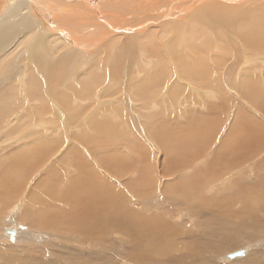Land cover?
I'll return each instance as SVG.
<instances>
[{
    "label": "rangeland",
    "instance_id": "obj_1",
    "mask_svg": "<svg viewBox=\"0 0 264 264\" xmlns=\"http://www.w3.org/2000/svg\"><path fill=\"white\" fill-rule=\"evenodd\" d=\"M3 1L5 2V0ZM127 1L121 0V4L119 5V7L121 5L129 4V3H131L130 6H134L136 5V3L144 4L146 2V0H141V1L139 0L141 3H139L137 0H127ZM133 1L135 2V4ZM152 1L153 0H151V2ZM159 1H161V3ZM180 1L179 0H156V1L154 0L153 3L157 5L175 3L174 6L178 7L177 4ZM258 1L260 2L259 3L260 5L259 4L253 5V7L248 5L249 6L248 10H250V14L253 11L252 16L256 15L258 17L257 21L250 19L249 12H247L248 13L247 14L241 11L240 9H239V12H240L239 15L237 14L238 11H236L235 13H231L230 16H232V18L228 20L220 19L217 17L215 18L209 11L217 7L218 8L223 7L224 6L223 3H225L226 1L221 2L223 5L219 1L218 3L214 1V3L204 6L205 8L203 7H202L203 9L200 8L201 11L205 13V16H203V18L205 17V20L202 21L203 23L202 22L199 23V26L202 25L201 28H204L205 30L202 29L204 30L202 31L201 28L197 26L198 23H195V26L192 25L193 28L191 29L186 28L185 30H183L185 33L183 31H180L179 30L180 28L177 29L176 30L177 33L179 30L180 32H182V34H184L182 35L183 42H184V45L181 46L182 49H180L178 46L179 37L177 36L176 32L174 33V30L173 31L171 29L161 30L159 32L158 31L159 29L157 28L153 29V27L152 29H150V31L155 30V32H152L150 36L146 37L147 40L149 37V40L151 39L150 41H147L145 39L144 36H146V33H143V35H140L137 37L135 36L130 37L131 40L127 38L129 40L126 39V42H123V39H122L123 37L122 38L119 37L120 39H118V41L119 40L120 42L122 41L123 45L121 43L118 46L119 48L118 51L115 45L112 47V46H107L106 45L107 43L102 44L98 48V51L95 52L97 57L96 55L92 56L91 57L92 62L88 61V63L90 64L91 63L94 64V62L97 63L95 65L97 68V69L95 68L96 69L95 72L97 75L98 74L99 75L97 76L94 73L96 75L95 80L96 78H98L97 79L98 82L100 81L99 78H103V80L101 79L102 80L101 83H98L93 79L96 82L95 85L89 83L88 85L90 86L88 87L87 85H82L80 83V81L78 80V75L72 74L70 76H66L65 74L66 71L63 66L58 67L55 70V72H51L52 74L51 73L46 74V72L43 71L42 67L37 65L34 61H33L34 63L32 64L28 63L25 60H21V61L15 62L14 64H10V63H13V61H11L9 64L12 67L13 66L16 67L17 63H19V65L24 64L25 67H27L28 72L29 70L33 72L34 77L38 80V83L36 84L40 88L41 94L43 96V97H40L41 94L35 93L32 90L34 88H36L37 90L38 88L32 87L29 84L30 82L26 79V77L28 78V73L26 74L24 79H22L21 75L17 74V75H13L12 77L13 79H15L14 82L11 80H8L9 83L7 82L8 83L7 85L12 86V83H13L12 87L13 88L15 87L14 88L15 94L18 95L14 98L17 101V105L19 106L18 107L19 109H17L16 112H14L13 114H18L17 116H20L21 115L20 112L21 113L23 112L22 103H25L24 101L25 99L20 98V95L22 97L26 96V98L29 99V103H30V108H29L30 112H27L26 116L24 115V117H20V118L17 117L18 119L17 123L21 124L25 122L23 125L27 123L31 125H35V120H36V122L38 123V124L36 123L37 125H39V123H41L43 126L45 123H46L45 125H47V129H45L46 126H44L43 128L41 126V127H38L37 129L32 128L31 131H28V128L30 127V125L27 124L26 126H23L24 129L22 128L23 129V131L21 130L22 133L23 132L25 133L28 131L27 132L28 135L27 136L24 135L22 138L23 140L22 139L20 140H22V142L24 141L27 142V141L32 140L33 141L32 143L38 144L39 142L44 140L42 139V137L50 138V140L51 139L53 140V141L51 140V142H53L55 145V143H57L60 140L58 136H61L62 141L64 143L58 149H57V146L50 147L47 145V148H49L48 151L51 150V152L53 151L54 153L53 152L51 153L50 158L43 165H40L39 163L43 161L45 162L44 157H46V154L43 156L39 155L37 159L29 158L28 156H23L24 158H26V160L23 161V165H22L23 170L17 167L11 168V166L7 170V167L9 166L8 162L10 161L8 160L10 159L8 155L11 156L16 151L17 148L25 145L26 142L22 143L21 146L20 144H18V146H15L14 144H12V147L11 145H7V146H4L5 148L0 150V155L2 156L4 160V161L2 160L3 162L0 160V179L7 180L5 181V184L3 185L2 190H0V195L3 194L4 197L7 198V200L2 201L4 205L0 206V217L2 216L4 212H5V215L7 214L8 216V213L10 212V210H14L17 208H18L17 210H19V214H16L15 218H12L11 221H9L8 223L3 222L8 217L7 218L4 217L5 219L2 217L0 218V221H2V223L0 222V224H2L0 225V236L3 234L5 235L4 237L5 240L3 242L13 244L15 242L13 240L20 238L21 236L19 235L20 230L21 232L27 231L28 233L24 236L26 238L29 236L28 238L30 239L29 240L25 238H23L24 240L20 239L22 242L21 241L20 243L15 242L13 245L15 244L25 245L26 248H27V245L28 246L30 245L29 248L36 247L35 250H37L38 253L40 251V253L43 254V256H45V260L42 259V261H45V262L52 259V260H55L53 261L54 263L61 264L62 262L61 260H67L66 257H63V256H62L63 258L62 259L61 256L55 255V257L58 258V259H55V257L48 255V253H50V250L45 249L46 245H44V243H46L47 240H48L47 242L55 243L57 240L54 241V239H51L50 237H46L44 235L46 234V232L50 233L49 231L44 230V229L42 230V227L34 226V221L36 219L35 212L37 210L38 211L41 210V208H48L49 206L54 207L55 214H58L59 212L76 214L79 212V208H77V206H78V203H82V201L81 199H79L78 195L74 194L73 190H76V189H74L73 187H75L74 184H76L75 177L85 172V169H84L85 164L83 165V163H81L84 160L89 166H91L92 172L95 174V176L96 177L98 176L96 179V183L99 184L98 185L99 187L101 186L100 188L103 190V193L105 190V193L103 196L104 201L101 198L102 200H99L98 202H96V206L94 208H91L90 206L95 205V203L94 201L90 200L91 202L90 206H89V202L87 203V205L89 206L88 208L96 210L98 215L103 214L102 216H100L101 217L100 220H102L101 221L102 226L99 227L100 237H102L103 239H106L104 240V242L106 241L105 244L108 245L110 243V245L115 247V249L121 250V247L123 245H124L123 248L127 246H128L127 248H129V245H130V243H128L130 241L129 237L122 238V236L119 235V233L115 234V231H112L114 222L111 219L113 215L118 214L117 210L120 209L119 204H121V202L127 205V206L122 207V209H126L129 206L130 208L133 209L132 211L135 214L142 213L141 215H143L145 218L147 216L148 217L146 218L147 220H150V218L153 217L155 213L159 214V215L158 214L155 215L158 217H156V220L154 222H151L147 228L151 233L153 232L152 233L153 239H155V237H157L156 239H160L164 237L163 239H160V240L162 244L163 243L167 244V250L171 251V253H169V255L171 254L170 256L171 261L175 254L177 256L176 258L183 257L184 255L186 258L187 257L190 258L193 256H198L197 258H203L205 255L207 256V255L217 254L216 252L212 250L208 251V249L210 248L208 247L207 244H205L206 246L199 245L198 241L205 242V239L210 240L213 238L214 240L213 249L220 250V248L222 249L232 248V249L223 251L222 254L225 256L229 253H232L233 251H237L238 248L244 249L246 248L245 246L248 247L251 241H254V240L257 241V240H260L261 238H264V233L263 234L260 233V231H264V144L262 146V143H261V142L264 143V59H262L261 61V59L258 58L261 55L264 56L263 55L264 49L261 50V52L258 51L257 53V51L254 52L255 48L253 46H250L253 48V51L248 46V50H250L249 52L251 53L247 52L248 50L246 51L247 46L245 44V41L243 40L241 35L238 33V29H237L240 23L242 22L245 23V22L250 21V22H253L255 26L252 32V37H257L261 33V30L259 28L263 27V25L261 24L264 23V18H261V17H264V0H258ZM4 2H3V5H4ZM199 7L196 8V10L199 9ZM100 8L102 12L104 13L105 18L107 19H110L111 17L115 20H117L118 18H119L118 20H120L122 17H124V15H126V10L121 11V12H116L118 9V6L116 7L117 8L116 10H113L115 11L114 13H112L113 11L108 10L103 4H100ZM161 8H164V7H161ZM1 9H3V6ZM156 10L157 9L154 8L153 10H150V12L146 11L147 12L146 15L148 16L150 14L159 15L162 11H164L160 9L157 11ZM242 10L244 9L242 8ZM193 11L195 10H192L188 13V17L191 16L189 14L193 13ZM0 12H1L0 13L1 15L3 10H0ZM242 12L243 14H245V16L246 15L248 16L244 17V15H242ZM96 19L98 18L96 17ZM232 19L234 22L232 21ZM97 21L99 22V20H95V22ZM82 22L84 23V27H80L82 28L80 29L81 32L80 30L76 31V29H74V31L76 32L78 37H80L81 39L83 37L85 39L86 44L83 46L85 47V49H87V51H90V46H92L93 44L91 40L94 39L92 37H98L99 35L98 33L102 29L101 28L97 29L96 27H91V25L90 26L87 25L86 20H83ZM107 22L109 21L107 20ZM195 22L197 21L195 20ZM0 26H1V23H0ZM149 26L150 25H148L147 27ZM197 28H199L201 32L197 30ZM70 30L72 29L70 28ZM0 31H1V28H0ZM67 32H69V30ZM224 32L228 38L226 37V35L223 34ZM172 33L173 35H171ZM21 34L25 36V39L22 42L23 45H21L19 41L17 40L18 35H16L14 38H11L8 36V44H7L8 49L6 51L0 52V54L2 55V54H6L10 52L12 58L15 57L16 53L20 50V48H23V46L27 44L28 38L32 36V34L30 35L29 33H27V29H25ZM179 35L181 34L179 33ZM151 36H154V37L150 38ZM206 36H208L207 37L208 41L206 40ZM212 36L214 39L212 38ZM202 38L205 39V41ZM220 39H222L225 44ZM197 40L200 42H198ZM118 41H117V44H119ZM219 42L221 43V45ZM239 44H240V49H239ZM142 45L144 48L142 47ZM186 45H187V48H186ZM44 47H45V44H44ZM110 47L113 50L115 49L117 52L115 60L114 58H112L114 57L113 55L114 53L111 54L112 49ZM241 47H243V49L245 48L244 51H246V54L245 52H243ZM150 48L153 51H151ZM183 48H186V49H183ZM61 50H60L61 53H63L65 49L62 48ZM109 50L111 52H109ZM44 51L46 52L45 49ZM60 51H57L56 54L57 55L61 54ZM190 51L198 54L196 55L197 58H195V62L194 63L192 62L193 65L190 62L188 63L185 62L184 64L182 61L178 62V60H176L181 56V54L185 57L189 55V58H191L192 55H190ZM99 52L100 54H98ZM144 53L145 55H143ZM200 53L201 55H199ZM252 53H255V54H252ZM47 55L49 57L48 53ZM140 55L141 57H139ZM247 55L250 61L247 60L248 58L245 59V56L247 57ZM156 56H158L159 60L156 58ZM262 56L261 58H264ZM87 58L88 57H86L85 59ZM50 59H52V57H50ZM107 59H108L107 61L108 63L106 62L107 63L106 64L104 61H106ZM251 59H254V60L257 59V60L256 62L251 63L253 61ZM109 60H110V63H109ZM245 61H248V62H245ZM100 62L102 64L104 63L106 64V66H100L101 72L99 70V67H97L99 66ZM81 64L82 65H79V67L75 69L76 72L77 73L82 72V71L88 72L87 67H90V66L84 62ZM195 68L197 69L194 70ZM190 70L193 72H191ZM195 71L196 72L198 71V72L195 73ZM182 72H187L190 76L192 75V73L196 74L194 77L197 80H192L193 76H191V79L184 78L182 76L183 74ZM216 72H218L217 75H216ZM165 73H167V75H165ZM53 75L56 76L55 80L50 79L52 77L54 78ZM165 76L168 78L165 79ZM22 80H23L22 86L20 87L19 85ZM201 81L203 82L201 83ZM155 82L156 84L158 83L156 87H154L156 85ZM132 83H135V84L142 83L141 91L143 93H146V92L149 93V96L147 99L149 101L151 99V103H149L147 99L146 101L144 99L142 100V97H140L141 99H137L138 96L143 95L144 97L145 94H143L140 90L132 92L131 90H135V89H132L131 87ZM188 84H190L191 87L193 88H191L190 85L188 87ZM202 84H205V85L203 86ZM206 85L207 87H205ZM159 86L162 88H159ZM26 87H27V91H26ZM152 88H153V91H152ZM205 88L211 91V94H209V96H206L203 94V89ZM197 89L199 90V92H197ZM21 91L24 92L26 95L22 94ZM155 91L157 92V94ZM154 92L156 95H154ZM81 93L83 95H81ZM133 93L137 94L135 95L137 96L135 97L136 100H134ZM64 94L67 96H65ZM62 95L65 96V99H64V96L62 98ZM159 95L161 96L160 98H159ZM17 99L19 100L22 99V100L19 101ZM110 99H114L113 102L116 103L117 105L116 104L114 105L113 102H105V100H110ZM116 99L118 100L116 101ZM52 100L56 105H54ZM99 100L102 102H100ZM21 101L23 102L21 103ZM70 103H73L71 106L74 105V107L70 106L69 108ZM152 103H154L155 105L154 104L152 105ZM76 105L78 109H76L77 108ZM121 105H122V109L120 108ZM118 106L120 107L118 108ZM56 107L59 113L58 115H56V117H54L56 113ZM73 108H74V111H70L71 109L73 110ZM66 111L68 113L70 112V116L68 113H66ZM13 114H9L5 117L6 120H4L5 122L3 121V123L1 124L0 129L6 128L5 126L7 125L9 126L8 127L9 132L13 131L15 125L13 126V128L12 126L10 128L11 124L8 125L10 122L8 120H10ZM65 114H68V115H65ZM25 117L28 119H26ZM65 117H68V118H65ZM123 119L125 121H128V125H126L127 122H124ZM56 120H57V123L55 122ZM58 122L60 124L62 123V125H60ZM52 123L56 127L52 126ZM57 125L58 126L60 125L61 127H58ZM80 126L81 127L83 126V127L81 128ZM101 126H103V128ZM52 127L54 128L53 132L52 130H48ZM74 127H76L77 129H75ZM112 128L113 129L115 128L116 130H113ZM128 129L130 130L128 131ZM35 130H38V131H35ZM72 130L76 132L74 133ZM90 131L93 133H90ZM126 131L129 133H127ZM256 131L260 135H257ZM77 132L80 134L76 135ZM254 132L256 133L257 139L255 137L249 143L254 144V146L258 145L254 147V148H257V150L256 151L254 150V152L251 153L250 150L247 149L246 151H244L245 152L244 153L245 155L243 156L245 157L244 160H243V157H241L237 161L236 160L229 161V156L232 157L231 155H229L230 153H237V152L243 153L242 150H237L235 148L236 144L239 143L243 137L248 136L249 134H253ZM106 133L111 134V135L109 136ZM115 133L118 134L119 136L118 138ZM49 134L52 137H50ZM73 134H75L76 136ZM80 135L81 137H79ZM84 135H85V138L83 137ZM64 136H66L65 137L66 139L64 138ZM111 136L113 137V139H111ZM53 137H55L56 140L53 139ZM72 137H76L74 138V141ZM77 138L79 139V141H77ZM94 138H98V139L96 140ZM1 139L3 140L4 138L1 137L0 140ZM6 139H4L3 141H5ZM83 139H85L86 142ZM88 140H90V142H93V141L95 142L91 144ZM79 143L80 144L82 143V144L80 145ZM259 145L261 146L259 147ZM10 147L13 149V150L11 149L13 153L11 152ZM78 147L79 149L75 150V148H78ZM86 147L89 149V152H87L88 149ZM89 147H91L92 150ZM68 148L69 150L72 151V153H70L69 151L68 154L70 155L66 154L65 158L68 161L64 160V163H62L63 166H60L61 162H60V165L58 164L59 159L61 155H63V153L67 152ZM93 149L94 150L98 149V151L100 152L93 151ZM7 150L9 151L7 152ZM77 150H80L81 153L83 152L82 153L83 155H80V153L77 154L76 153L78 152ZM260 150L261 152H259ZM3 152L8 153V154H4ZM58 152L59 153L61 152V153L59 154ZM94 153L95 154L97 153V157L100 160V164L97 163L96 158L94 159L92 157L94 156L93 155ZM152 153L154 154L155 157L153 156ZM73 154H74V157H72ZM75 155L77 156L75 157ZM4 156H6L8 159ZM78 157H80L83 160H81L80 158L78 159ZM78 160H79V163H78ZM159 161H160V164H159ZM65 163L69 165L78 164L81 167L80 169L76 168L77 174L74 175V173H72L73 174L72 175L70 173L75 169L71 167L72 170L71 168H69L70 169L68 170L69 172L64 171L63 167ZM5 165H7V167ZM46 165H49V166H46ZM5 168H6V171L4 170ZM82 170L84 171L82 172ZM63 172L64 174L65 173L66 174L64 175ZM108 173H111L112 175H109ZM6 174L9 176H7ZM151 176H152V179H151ZM6 177H8L9 179ZM10 177H12L11 180H10ZM16 179L18 181H16ZM187 179L190 181H193L194 183V184L193 183L190 184V186L193 187V194L195 195L194 200L191 198L190 195L188 196L184 195L187 192L188 188H186L183 192H180L177 189L178 185H180V183L183 180H187ZM124 181L128 182L129 188L133 184L132 185L133 189L136 188L134 189V191H136L140 187H143L144 185L148 186V188L144 190L145 196H143V194L141 196L139 195L137 196L136 194H133L131 192H130L131 194L130 193L128 194L130 196H128L126 194L127 190H125L126 188L123 184ZM100 182H103V183H100ZM44 183H47V185ZM106 183H107V186L109 187L106 186ZM109 183L111 184V186L109 185ZM203 184H206L207 192L204 193L203 191L204 194H201L199 193L197 187H203L204 186ZM78 188H80L81 192L85 193L86 188L84 184L83 186H78ZM109 188L118 192L117 193L118 196L115 197L116 199L113 200L112 193L111 194L108 193L110 192ZM119 192H121L120 193L121 196L119 195ZM170 192L173 194H176L175 196L177 197V200L182 204L181 208H178V206L176 207V205L173 206L171 203H167L168 201L167 197H170L169 196V194H171ZM29 193L30 194L32 193L31 196ZM52 193L54 194V198L52 197L53 196ZM106 194H109V195H106ZM61 196L67 199V200L60 201L61 203L64 202L65 204L64 203L63 204L66 206H63V205L59 206L58 204L59 201L57 200L61 199L62 198ZM107 196H110L109 198L110 200L108 199ZM83 199H86V198L83 197L82 200ZM114 201L117 203H115ZM145 201L146 203L149 204V206L148 204L145 203ZM106 203L110 204V206L108 204L106 205ZM116 204L118 206H116ZM11 205L12 206L14 205V206L12 207ZM101 205L102 206L104 205V206L102 207ZM58 206L60 208H58ZM169 206H171V208ZM190 206L192 209L190 208ZM202 206L204 207L207 206V209H209V211L206 208H203ZM201 208L203 211H205L204 216L201 213L203 212ZM43 212L46 213L47 211L46 210L44 211L43 209ZM48 213L49 212H47L46 214ZM207 214L211 216L213 215L216 216L218 218V222H215V223L210 222L211 216L208 217ZM230 214L231 215L233 214V215L231 216ZM75 217H78V216H75ZM105 220L109 226L103 224V221ZM202 223H203V226H202ZM6 224L7 225L9 224V225L7 226ZM136 224L140 226H136L135 228H141L142 226L141 224H138V223ZM15 226L17 229L19 228L21 229L17 230ZM127 226L129 229H133L130 227V224H128ZM2 227L4 228L6 227L7 230L6 229L4 230V228ZM165 227H167L170 230V232ZM61 228L65 229V227H61ZM249 233L252 234L253 236L252 238L254 239L249 240V238L247 237ZM169 235L172 238H169L168 237ZM143 240L147 241L145 238ZM232 240H235L236 243H230ZM237 243H239V245ZM108 246H105V248L109 249ZM187 246H189L188 249H187ZM39 247L41 250H39ZM142 247H143V244H142ZM136 248H138V246H136ZM261 248L262 249H260V247L256 249L254 247V251L256 255H260V252H264L263 247ZM192 250L194 251V253ZM252 250L253 248H251L249 251L252 252ZM102 251L103 250H101V252ZM144 251L145 250H142V252ZM249 251L247 250L245 252V255H243V258L244 256L248 255ZM148 252L150 255H154L153 253H155L154 251L150 249ZM189 254H190V257L188 256ZM222 254H219V256ZM112 255L115 257L114 254ZM133 257L139 264H147L146 258H143L142 255H136V256L133 255ZM141 258L143 260H141ZM240 259H242V257L237 258V259L236 257L230 258L229 260H225L222 262H224L223 264H227L229 262L235 263L237 260H240ZM136 261H134L133 259L128 260L127 264H137ZM216 261L218 262V264H222L221 260H216ZM160 263L161 264H171L165 260H162ZM148 264H155V261L150 262ZM185 264H187V262H185ZM193 264H198V263H193Z\"/></svg>",
    "mask_w": 264,
    "mask_h": 264
},
{
    "label": "bare ground",
    "instance_id": "obj_2",
    "mask_svg": "<svg viewBox=\"0 0 264 264\" xmlns=\"http://www.w3.org/2000/svg\"><path fill=\"white\" fill-rule=\"evenodd\" d=\"M127 1V0H126ZM139 3H141L139 0H137ZM154 1V0H153ZM153 1L151 2V0H146V2L144 4H137L134 5V6H130L131 3L129 4H124V5H121L119 7V5L121 4V0H5V2L3 0L0 1V10H3L2 14L0 15V23H1V31H0V52L2 51H6L8 48H7V44H8V36L11 37V38H14L16 35H18L17 37V40L19 41V43L21 45H23V40L25 39V36H23L21 33L27 29V33H29L30 35L32 34V36L30 38H28V41H27V44L23 46V48H20V50L16 53L15 57L12 58L10 52L9 53H6V54H0V74L2 72V74L0 75V128H1V124L3 123L4 120H6V116L9 115V114H13L14 112H16L17 109H19L18 105H17V101L15 100L14 97L18 96L15 94V91H14V88L12 87L13 86V83H12V86H9L7 85L9 82L8 80H11V81H15V79H13V75H21L22 76V79L25 78L26 74L28 73V78L26 77V79L30 82H28L32 87H37L38 89L36 90V88L32 89L35 93H38V94H41V90L40 88L37 86L36 83H38V80L34 77L33 75V72L29 70V72L27 71V67H25L24 64H20L17 63V66L16 67H12L10 64H14L15 62H18V61H21V60H25L27 61L28 63L32 64V63H36L37 65H39L40 67H42L43 71L46 72V74H49L51 72H55V70L58 68V67H61L63 66L65 68V74L66 76H70L72 74H76L78 75V80L80 81V83L82 85H88L89 83L90 84H93L95 85L98 78H96L95 80V77H96V72L95 70L97 69L96 68V64L94 62L93 63H88L89 62H92L91 60V57L96 55V51H98V48L102 45V44H106L107 46H114L116 47L117 51H118V46L122 43V41L120 42V40L118 41V39H120L119 37H123V42H126V39L132 36H140V35H143V33H146V36L145 39L147 40V36H150V34L152 32H155V30H151L152 27L153 29L157 28L159 29L158 31L160 32L161 30H174V33L176 32L177 29H179L180 31H183L185 30L186 28H193V26H195V23H198V27H202V25L199 26V23H201L203 20H205V17L203 18V16H205V13L203 11H201V9L205 8L204 6L208 5V4H211V3H214L215 0H179L180 2H178L177 6H174L173 3H169V4H160L161 1H159L158 3L160 5H157V4H154ZM156 1V0H155ZM3 2H4V5H3ZM128 2V1H127ZM134 2V1H133ZM173 2V1H172ZM218 3V1H216ZM221 3V1H219ZM227 2V0H226ZM223 3L224 6L221 7V8H214L213 10H210L209 12L216 18H220V19H225V20H228L230 18H232L231 13H235L236 11L237 14L239 15V9L241 11H243L244 13H247L249 12V15H250V19H253L254 21H257L258 17L255 15V16H252V12L250 14V10H248L249 6H252L253 5H258L260 2L258 0H230L228 1V3ZM163 3V2H162ZM232 3V4H230ZM242 3V4H241ZM100 4H103L108 10H116L117 6H118V9L116 12H121V11H125L126 12H129L131 15H128V17H126L125 20L127 21H124V20H121L119 22L118 19L115 20L113 18L110 17V19H113L115 20L116 22L113 23V22H107V18H105L104 16V13L102 12L101 8H100ZM135 4V2H134ZM199 4H202L201 7H199V9H195V11H193V13L189 14L191 15L190 17H188V14H187V9H194L197 5ZM222 4V3H221ZM222 4V5H223ZM6 5V7H5ZM221 5V6H222ZM226 5V6H225ZM228 5V6H227ZM260 5V4H259ZM2 6H4L3 9ZM248 6V7H247ZM161 7H164V8H161ZM171 8V9H175V10H169L167 11V13H164V11H162L158 16L156 14H150L149 16L146 15V11H149L150 10H153L154 8L157 9V10H165V9H168ZM203 7V8H202ZM251 7V9H252ZM258 7V6H256ZM255 7V8H256ZM179 8H183L184 10L183 11H179ZM201 8V9H200ZM242 8L244 10H242ZM254 8V10H255ZM178 9V10H177ZM246 9V11H245ZM156 10V11H157ZM155 11V13H156ZM230 11V12H228ZM115 11H113L112 13H114ZM242 12V15H244V17H247L248 15L245 16V14H243ZM1 13V12H0ZM108 13V12H107ZM152 13V12H151ZM263 13V12H261ZM248 14V13H247ZM170 16L169 19L167 20H158L162 17H167V16ZM187 15V16H186ZM258 15V14H257ZM252 16V18H251ZM261 16V14H260ZM96 17L98 19H96ZM188 17V18H186ZM238 17V16H237ZM146 18L150 19V18H158L156 20H151V22H156V21H159V23H156V24H153V25H150L149 27H144L147 23L145 22L144 24L141 23V21L145 20ZM261 18H264V17H261ZM17 19V20H15ZM83 20H86L87 21V25H91V27H96L97 29L101 28L102 30H100V32L98 33V37H92L94 39L91 40V42H93L92 46H90V51H87V49H85V47L83 45L86 44V41L85 39L82 37V39L80 37L77 36L76 32L74 31V29L77 30H80L82 28L80 27H84V23L82 22ZM95 20H99V22H95ZM195 20L197 22H195ZM233 21V19H232ZM236 21V20H235ZM252 21V20H251ZM234 22V21H233ZM136 23H140V25L136 28ZM203 23V22H202ZM111 24V25H109ZM149 24V23H148ZM193 25V26H192ZM204 25V24H203ZM261 25H263V27L259 28L261 30V33L257 36V37H252V32L255 28L253 22H245V23H240L239 26L237 27L238 29V33L241 35V37L243 38V40L245 41V44L247 46V49L246 51L248 50V46L249 48L253 51V48L250 47V46H253L255 48L254 52L257 51H260L264 49V23H262ZM192 26V27H191ZM196 26V27H197ZM211 27V26H209ZM70 28L72 30H70ZM147 28V29H145ZM87 29V28H85ZM145 29V30H144ZM204 29V28H201V30ZM69 30V32H67ZM178 30V33H177V36L179 37V48H181V46L184 45V42H183V36L184 34H182V32H180ZM197 30H199V28H197ZM205 30V29H204ZM202 30V31H204ZM211 30V29H210ZM200 31V30H199ZM81 32V30H80ZM110 32V33H109ZM163 32V31H162ZM184 32V31H183ZM201 32V31H200ZM208 32V31H207ZM210 32V31H209ZM169 33V32H168ZM167 33V34H168ZM179 33L181 35H179ZM185 33V32H184ZM212 33V32H211ZM215 33V32H213ZM7 34V35H6ZM192 34V33H190ZM210 34V33H209ZM222 34V33H221ZM224 35L225 32L223 33ZM231 34V33H230ZM80 35V34H79ZM161 35V33H160ZM170 35V34H169ZM173 35V33L171 34ZM195 35V34H194ZM208 35V33H207ZM213 35V34H212ZM216 35V34H215ZM214 35V36H215ZM204 36V35H203ZM218 36V35H217ZM23 37V38H22ZM142 37V36H141ZM154 36H151L150 38H153ZM167 37V36H166ZM191 37V36H190ZM207 37L206 36V40H207ZM227 37V35H226ZM195 38V37H194ZM204 38V37H203ZM202 38V39H203ZM211 38V37H210ZM209 38V39H210ZM213 38V36H212ZM228 38V37H227ZM127 39V40H129ZM170 39V37H169ZM167 39V40H169ZM214 39V38H213ZM233 39V38H231ZM87 40V39H86ZM131 40V39H130ZM151 40V39H150ZM149 40V37H148V40L147 41H150ZM205 41V39H203ZM222 40V39H220ZM227 40V39H226ZM55 41V42H54ZM117 41L119 44H117ZM133 41V40H132ZM137 41V40H136ZM178 41V40H177ZM198 41V40H197ZM208 41V40H207ZM225 41V40H224ZM25 42V41H24ZM200 42V41H198ZM223 42V40H222ZM231 42V41H230ZM220 43V42H219ZM218 43V44H219ZM224 43V42H223ZM222 43V45H223ZM238 43V42H237ZM44 44H45V47H44ZM225 44V43H224ZM244 44V45H245ZM123 45V43H122ZM221 45V43H220ZM227 45V44H226ZM230 45V44H229ZM234 45V44H233ZM138 46V45H137ZM196 46V45H195ZM243 46V45H242ZM21 47V46H20ZM126 47V46H125ZM129 47V46H128ZM143 47V45H142ZM221 47V46H219ZM225 47V45H224ZM231 47V46H230ZM46 50V52L44 51V49ZM65 49L63 53H61V49ZM111 48V47H110ZM144 48V47H143ZM152 48V47H151ZM150 48L151 51H153L152 49ZM186 48H187V45H186ZM186 48H183V49H186ZM223 48V47H221ZM233 48V46H232ZM243 52H245L246 54V51H244L243 47H241ZM108 49V48H107ZM112 49V48H111ZM139 49V48H138ZM197 49V48H196ZM219 49V48H218ZM227 49V48H226ZM239 49H240V44H239ZM61 50V51H60ZM101 50V49H100ZM99 50V51H100ZM127 50V49H126ZM133 50V49H132ZM157 50V49H156ZM211 50V49H210ZM220 50V49H219ZM218 50V51H219ZM225 50V49H224ZM233 50V49H232ZM231 50V51H232ZM238 50V48H237ZM57 51H60L61 54L57 55ZM150 51V52H151ZM217 51V52H218ZM230 51V52H231ZM250 50H248L247 52H249ZM109 52H111L109 50ZM155 52V51H154ZM153 52V53H154ZM201 52V51H200ZM222 52V51H221ZM228 52V51H227ZM242 52V51H241ZM264 52V51H263ZM47 53L49 54V57L47 55ZM93 53V54H92ZM114 53V60L116 58V50L112 49V52L111 54ZM141 53V52H140ZM152 53V52H151ZM199 53V52H198ZM251 53V52H249ZM248 53V54H249ZM91 54V55H90ZM100 54V52L98 53ZM252 54H255V53H252ZM263 54V53H262ZM124 55V54H123ZM145 55V53L143 54ZM190 55L191 58H189V55H187L186 57L183 56L181 54V56L176 59L178 60V62L182 61L184 64L185 62H190L192 65L193 63L195 62V58H197L196 53L194 52H191L190 51ZM201 55V53L199 54ZM242 55V54H241ZM244 55V53H243ZM261 55V54H260ZM259 55V56H260ZM264 55V54H263ZM100 56V55H98ZM112 56V55H111ZM161 56V55H160ZM170 56V55H168ZM252 56V55H251ZM262 56V55H261ZM260 58L261 61L262 59L264 58ZM50 57H52V59H50ZM86 57H88L87 59H85ZM97 57V55H96ZM141 57V55L139 56ZM144 57V56H143ZM234 57V56H233ZM264 57V56H262ZM12 58V59H10ZM94 58V57H93ZM156 58L159 60L158 56H156ZM248 58L247 60H249V57L247 55V57L245 56V59ZM255 58V56H254ZM54 59V60H53ZM96 59V58H95ZM161 59V58H160ZM243 59V58H242ZM190 60V61H189ZM253 60L251 63L253 62H256V60L254 59H251ZM11 61H13V63H10ZM34 61V62H33ZM55 61V62H53ZM99 61V60H98ZM104 61V60H103ZM108 61V59L106 61H104L105 63ZM112 61V60H111ZM171 61V60H170ZM244 61V60H243ZM250 61V60H249ZM260 61V60H259ZM87 63L90 67H87L88 68V72H76L75 69H77L79 67V65H82L81 63ZM113 62V61H112ZM193 62V63H192ZM197 62V61H196ZM245 62H248V61H245ZM244 62V63H245ZM10 63V64H9ZM102 64L101 62L99 63V70H100V66H106V64ZM109 63H110V60H109ZM261 63V62H260ZM5 64V65H4ZM8 64V65H7ZM126 64V63H125ZM27 65V64H26ZM96 68V69H95ZM104 68V67H103ZM174 68V67H173ZM209 68V67H208ZM212 68V67H211ZM258 68V67H257ZM260 68V67H259ZM80 69V68H79ZM188 69V68H187ZM186 69V70H187ZM197 68H195L194 70H196ZM63 70V69H62ZM157 70V69H156ZM204 70V69H203ZM227 70V69H226ZM258 70V69H257ZM42 71V72H43ZM124 71V70H123ZM188 71V70H187ZM191 71V70H190ZM189 71V73H190ZM43 72V73H44ZM101 72V70H100ZM167 72V71H166ZM193 72V71H191ZM198 72V71H197ZM195 71V73H197ZM96 75H95V74ZM158 73V72H157ZM182 76L184 78H188V79H191V76L192 77V80H197L195 79V75L194 73H192V75L190 76L187 72H182ZM218 72H216V75H217ZM225 73V72H224ZM52 74V73H51ZM55 74V73H54ZM64 74V75H65ZM159 74V73H158ZM169 74V73H168ZM194 74V75H193ZM212 74V73H211ZM56 75V74H55ZM99 75V74H98ZM97 75V76H98ZM156 75V74H155ZM165 75H167V73H165ZM199 75V73H198ZM54 76V75H53ZM159 76V75H158ZM171 76V75H170ZM15 77V76H14ZM39 77V76H38ZM50 77V76H49ZM55 77L54 78H50V79H53L55 80ZM164 77V76H162ZM161 77V78H162ZM197 77V76H196ZM203 77V76H202ZM154 78V77H153ZM168 78L165 76V79ZM200 78V77H199ZM96 81H94V80ZM100 81L98 83H101V81L103 80V78H99ZM102 79V80H101ZM163 79V78H162ZM201 79V78H200ZM199 79V80H200ZM52 80V81H53ZM155 80V79H154ZM203 80V79H202ZM63 81V80H62ZM93 81V82H91ZM105 81V80H104ZM159 81V80H157ZM208 81V80H207ZM222 81V80H221ZM225 81V80H224ZM8 82V83H7ZM17 82V81H16ZM22 82L23 80L20 82V87L22 86ZM66 82V81H65ZM119 82V81H118ZM179 82V80H178ZM187 82V81H186ZM203 81H201L202 83ZM153 83V82H152ZM181 83V82H180ZM188 83V82H187ZM17 84V83H16ZM138 83H132L131 87L132 89H135V90H131L132 92L134 91H138V90H142V83L138 84ZM156 84V82H155ZM158 84V83H157ZM157 84L154 86L156 87ZM176 84V83H175ZM224 84V83H223ZM63 85V84H62ZM182 85V84H181ZM190 84H188V87H189ZM203 86L205 84H202ZM9 86V87H8ZM98 86V85H97ZM163 86V85H162ZM176 86V85H175ZM184 86V85H183ZM186 86V85H185ZM19 87V88H20ZM29 87V86H28ZM65 87V85H64ZM109 87V86H108ZM164 87V86H163ZM191 87V85H190ZM207 87V85L205 86ZM222 87V86H221ZM225 87V85H224ZM86 88V87H85ZM93 88V86H92ZM100 88V87H99ZM113 88V87H112ZM159 88H162L159 86ZM193 88V87H191ZM131 89V88H130ZM181 89V88H180ZM225 89V88H224ZM182 90V89H181ZM17 91V90H16ZM26 91H27V87H26ZM111 91V90H110ZM145 91V90H144ZM152 91H153V88H152ZM151 91V93H152ZM196 91V90H194ZM213 91V90H212ZM231 91V90H230ZM22 92V91H21ZM65 92V91H64ZM142 92V91H141ZM156 92V91H155ZM154 92V95L155 94ZM197 92H199V90L197 89ZM143 93V92H142ZM163 93V91H162ZM225 93V92H224ZM22 94H25L24 92H22ZM145 94V96L143 97V95L141 96H138L137 99H141L140 97H142V100L144 99L146 101V99L148 98L149 96V93H143ZM203 94L206 95V96H209V94H211V91L209 89H203ZM254 94V93H253ZM26 95V94H25ZM24 95V96H25ZM44 95V94H43ZM65 95V94H64ZM62 95V98L63 96ZM72 95V94H71ZM69 95V96H71ZM81 95H83L81 93ZM85 95V94H84ZM134 95V96H133ZM133 97H134V100H136L135 93H133ZM214 95V93H213ZM45 96V95H44ZM67 96V95H65ZM65 96H64V99H65ZM79 96V95H78ZM152 96V95H151ZM40 97H43L42 94L40 95ZM73 97V96H72ZM161 96L159 95V98ZM20 98H23L25 99V103H22L23 101H21L22 105H23V112L21 113L20 111V116H17L18 114H13V116L10 118V121L8 125H10V128L12 126L15 125L14 129L12 132H9L8 130V127L9 126H5L6 128H3V129H0V138H4L6 139L7 137V141H3L2 139L0 140V150H2L3 148H5L4 146H7V145H11L12 147V144H14L15 146H18V144H21L22 143H25L26 141L22 142V138L24 135H28V131H31L32 128L34 129H37L38 127H41L42 128L44 126L45 129H47V125L44 124V126L39 123V125H37L38 123L36 122L35 120V125H31V124H27L30 125V127L28 128V131L27 132H23V129L24 127L23 126H26L27 124L23 125L25 122L23 123H17L18 122V119L17 117H24V115L26 116V113L27 112H30V103H29V99L25 97H22L20 95ZM153 98V97H152ZM80 99V98H79ZM200 99V98H199ZM19 100V99H17ZM22 100V99H20ZM19 100V101H20ZM62 100V99H61ZM85 100V99H84ZM114 99H110V100H105V102H113ZM118 99H116L117 101ZM148 100V99H147ZM65 101V100H64ZM63 101V102H64ZM88 101V100H87ZM86 101V102H87ZM100 101V100H99ZM149 101V100H148ZM147 101V102H148ZM155 101V100H154ZM259 101V100H258ZM53 102V100H52ZM59 102V101H58ZM79 102V101H78ZM81 102V101H80ZM102 102V101H100ZM120 102V101H119ZM33 103V102H31ZM51 103V102H50ZM54 103V102H53ZM69 103V102H67ZM114 103V102H113ZM131 103V102H130ZM135 103V102H134ZM149 103H151V99L149 101ZM148 103V104H149ZM20 104V103H19ZM66 104V103H65ZM73 103H70L69 104V108L70 106L72 105ZM109 104V103H108ZM107 104V105H108ZM116 103H114L115 105ZM144 104V103H143ZM147 104V103H146ZM154 103H152L153 105ZM54 105H56L54 103ZM113 105V106H114ZM117 105V104H116ZM145 105V104H144ZM155 105V104H154ZM109 106V105H108ZM149 106V105H148ZM180 106V105H179ZM68 107V106H66ZM71 107H74L71 106ZM77 107V105H76ZM86 107V106H85ZM120 106H118L119 108ZM122 109V105L120 107ZM22 109V108H21ZM35 109V108H34ZM78 109V107L76 108ZM155 110V109H154ZM61 111V110H60ZM70 111H74V108L73 110L71 109ZM94 112V111H93ZM18 113V111H17ZM35 113V112H34ZM59 111L56 107V113H55V116L58 115ZM66 113H68L66 111ZM31 114V113H30ZM33 114V112H32ZM50 114V113H49ZM53 114V113H52ZM69 116H70V112L68 113ZM68 114H65V115H68ZM39 115V114H38ZM37 115V116H38ZM61 115V113H60ZM85 115V114H84ZM47 116V114H46ZM53 116V115H52ZM50 117V116H49ZM138 117V116H136ZM142 117V116H141ZM26 118V117H25ZM36 118V117H35ZM34 118V119H35ZM38 118V117H37ZM48 118V117H47ZM65 118H68V117H65ZM72 118V117H70ZM126 118V117H125ZM23 119V118H22ZM28 119V118H26ZM30 119V117H29ZM32 119V117H31ZM46 119V118H45ZM54 119V118H53ZM56 119V118H55ZM84 119V118H83ZM94 119V118H93ZM121 119V118H120ZM144 119V118H143ZM42 120V119H41ZM52 120V119H50ZM49 120V121H50ZM67 120V119H66ZM122 120V119H121ZM124 120V119H123ZM31 121V120H30ZM33 121V120H32ZM38 121V120H37ZM63 121V120H61ZM65 121V120H64ZM94 121V120H93ZM5 122V121H4ZM47 122V121H46ZM57 123V120L55 121ZM68 122V121H67ZM84 122V121H83ZM89 122V121H88ZM124 122H127L126 125H128V121H125ZM37 123V124H36ZM44 123V122H43ZM59 123V122H58ZM66 123V122H65ZM71 123V122H69ZM87 123V122H86ZM60 124V123H59ZM80 124V123H79ZM84 124V123H83ZM117 124V123H116ZM125 124V123H124ZM62 125V123L60 124ZM58 126V127H61V126ZM70 125V124H68ZM87 125V124H86ZM85 125V126H86ZM51 126V125H49ZM52 126H55L53 125L52 123ZM116 126V125H115ZM124 126V125H123ZM56 127V126H55ZM57 127V128H58ZM70 127V126H69ZM72 127V126H71ZM77 127V126H76ZM76 127H74L75 129H77ZM81 127V126H80ZM83 127V126H82ZM81 127V128H82ZM94 127V126H93ZM103 128V126H101ZM132 127V126H131ZM23 128V129H22ZM53 128V127H52ZM48 129V130H54V128L52 129ZM66 128V127H65ZM91 128V127H90ZM89 128V129H90ZM99 128V127H98ZM101 128V129H102ZM56 129V128H55ZM61 129V128H60ZM84 129V128H83ZM87 129V128H86ZM92 129V128H91ZM90 129V130H91ZM94 129V128H93ZM113 129V128H112ZM22 130V131H21ZM40 130V129H39ZM63 130V129H62ZM100 130V129H99ZM105 130V129H104ZM107 130V129H106ZM113 130H116L115 128ZM112 130V131H113ZM118 130V129H117ZM126 130V129H125ZM130 129H128L129 131ZM35 131H38V130H35ZM47 131V130H45ZM57 131V130H55ZM74 133L76 131L72 130ZM79 131V130H78ZM85 131V130H84ZM34 132V131H33ZM59 132V131H58ZM64 132V131H63ZM62 132V133H63ZM107 132V131H105ZM127 132V131H126ZM257 132V131H256ZM69 133V132H68ZM90 133H93L90 131ZM95 133V131H94ZM97 133V132H96ZM129 133V132H127ZM10 136H8V135ZM57 134V133H56ZM80 133H76V135H78ZM107 134V133H106ZM116 134V133H115ZM47 135V134H45ZM53 135V134H52ZM75 135V134H73ZM72 135V136H73ZM75 135V136H76ZM107 135H111V134H107ZM117 135V138L119 137L118 134ZM115 135V136H116ZM124 135V134H123ZM126 135V134H125ZM257 135H260L258 134L257 132ZM25 136V137H26ZM50 137H52L50 134H49ZM58 136V135H57ZM98 136V135H97ZM113 136V134H112ZM111 136V139H113V137ZM129 136V134H128ZM39 137V136H37ZM42 137V136H41ZM40 137V138H41ZM45 137V136H44ZM59 137V143H54L51 142L50 138H43L44 140H42L41 142H39L38 144H34L32 143L33 141L30 140V141H27L25 145L19 147L16 149V151L13 153L12 152V148L10 147V150L12 155L8 157L10 159L9 162H8V167L7 165H5L7 167V170L8 168H14V167H17L19 169H22L23 170V161L26 160V158H24L23 156H28L29 158H35L37 159L38 156L40 155H45L46 154V157H44L45 159V162H40L39 164L40 165H43L44 163H46V161L50 158L51 156V150L48 151L49 148H47V145L50 146V147H53V146H57V149L59 147H61V145L64 143L62 141V138L61 136H58ZM66 136H64L65 138ZM81 137V135L79 136ZM85 138V135L83 136ZM82 137V138H83ZM88 137V136H87ZM107 137V136H106ZM153 137V136H152ZM256 137V133L254 132L253 134H249L248 136H245L241 139V141L239 143L236 144L235 148L237 150H242L243 153L241 152H237V153H230L229 155H231L232 157L229 156V161H232V160H238L239 158L243 157L245 154L244 151H246L247 149L250 150L251 153L254 152V150L256 151L257 148H254L255 146H258V145H255L254 144H250L249 142L254 139ZM259 137V136H258ZM63 138V139H64ZM73 138V141H74V138L76 137H72ZM90 138V137H89ZM87 138V139H89ZM22 139V140H20ZM49 139V141H48ZM53 139H55V137H53ZM66 139V138H65ZM81 139V138H80ZM94 139H98V138H94ZM93 139V140H94ZM106 139V138H105ZM115 139V138H114ZM257 139V137H256ZM255 139V140H256ZM35 140V139H34ZM37 140V139H36ZM56 140V139H55ZM71 140V138H70ZM85 141V139H83ZM82 140V142H83ZM152 140V139H151ZM254 140V142H255ZM39 141V140H38ZM53 141V140H52ZM77 141H79V139L77 138ZM90 142V140H88ZM116 141V140H115ZM118 141V140H117ZM30 142V143H28ZM69 142V140H68ZM81 142V140H80ZM86 142V141H85ZM95 142V141H93ZM93 142H90L91 144H93ZM28 143V144H27ZM53 143V144H52ZM74 143V142H73ZM76 143V141H75ZM153 143V142H152ZM262 143V146H263V142ZM80 144V143H79ZM78 144V145H79ZM82 144V143H81ZM80 144V145H81ZM84 144V143H83ZM68 145V144H67ZM70 145V144H69ZM95 145V144H94ZM156 145V144H155ZM38 146V147H37ZM74 146V145H73ZM72 146V147H73ZM76 146V145H75ZM93 146V145H92ZM261 145H259L260 147ZM81 147V146H80ZM84 147V146H83ZM63 148V147H62ZM87 148V147H86ZM85 148V149H86ZM91 148V147H89ZM95 148V147H94ZM148 148V147H147ZM74 149V148H73ZM76 149H79L78 148H75ZM88 149V148H87ZM150 149V148H149ZM201 149V148H200ZM260 149V148H259ZM92 150V148H91ZM100 150V149H99ZM9 150H7L8 152ZM65 151V150H63ZM70 151V153H72L71 150H69V148L67 149V152L63 153V155H61L60 159H59V162L58 164L60 165V162H61V165L60 166H63L62 163H64V160H66L65 156L66 154H68ZM78 152H76L77 154L80 153V155H83L81 153L80 150H77ZM80 151V152H79ZM93 151H98V149H93ZM103 151V150H102ZM50 152V153H49ZM87 152H89V149L87 150ZM100 152V151H98ZM105 152V151H104ZM249 152V153H250ZM261 152V150L259 151ZM4 153V152H3ZM54 153V152H53ZM59 153V152H58ZM61 153V152H60ZM59 153V154H60ZM75 153V154H76ZM160 153V152H159ZM250 153V154H251ZM4 154H8V153H4ZM153 154V153H152ZM70 155V154H68ZM67 155V156H68ZM86 155V153H85ZM94 156H92L94 159L96 158L97 159V163L100 164V160L98 159L97 157V153L93 154ZM258 155V154H257ZM262 155V154H261ZM59 156V155H58ZM77 155H75L76 157ZM90 156V155H89ZM154 156V154H153ZM250 156V155H249ZM74 157V154L73 156ZM91 157V156H90ZM91 157V158H92ZM155 157V156H154ZM56 158V157H55ZM80 157H78L79 159ZM195 158V157H194ZM247 158V157H246ZM259 158V157H258ZM68 159V158H67ZM70 159V158H69ZM75 159V158H74ZM73 159V160H74ZM81 159V158H80ZM88 159V158H87ZM245 159V157H243V160ZM250 159V158H249ZM262 159V158H261ZM0 160L2 161L3 158L2 156L0 155ZM15 160V161H14ZM33 160V159H31ZM56 160V159H55ZM71 160V159H70ZM83 160V159H81ZM80 160V161H81ZM113 160V159H112ZM152 160V159H151ZM4 161V160H3ZM2 161V162H3ZM36 161V160H35ZM53 161V160H52ZM51 161V162H52ZM68 161V160H66ZM65 161V162H66ZM198 161V160H197ZM1 162V163H2ZM6 162V161H5ZM50 162V160H49ZM48 162V163H49ZM76 162V161H75ZM91 162V161H90ZM95 162V161H94ZM67 163V162H66ZM64 164V171H68L70 170L69 168H73L75 170H73L70 174L74 173L77 174L76 172V168H79L80 169V165L76 164V165H73V164ZM78 163H79V160H78ZM83 165L85 164L84 166V169H85V172H83L84 170H82V174L78 175L75 177V180H76V184L75 187H73L74 189L77 190V193L76 190H73L74 194L78 195L79 196V199H81L82 203H78V206L77 208H79V212L74 214V213H64V212H59L58 214H55L54 213V207L52 206H49L48 208H41V210H37L35 212V216H36V219L34 221V226H38V227H42V230H47L49 231L50 233H47L44 234L46 237H50L51 239H54V241H56L55 243L53 242H47L44 243V245H46V248L45 249H48L50 250V253H48V255L52 256V257H55V255L57 256H62L63 257H66L67 260H61L63 262V264H127L128 263V260H134V257L133 255H142L143 258H146L147 260V264L150 263V262H154L155 261V264H161L160 262L162 260H165L171 264H185V262H187V264H193V263H198V264H218V262L216 260H221V263L223 264L224 262L222 261H225V260H229L230 258L227 257V255H223V251L225 250H228V249H232V248H228V249H222L220 248V250H216V249H213V243H214V240L213 238L208 240V239H205V242H202V241H198L199 245L200 246H206L205 244L208 245V247L210 249L209 250H212L214 252H216L217 254L215 255H205L203 258H197L198 256H193V257H190V254L188 255L190 258H186L185 255L183 257H178L176 258V254L174 255L172 261L170 260V256L171 254L169 255V253H171L170 250H167V244L161 242L160 239H163V238H160V239H156L157 237H155V239H153L152 237V233L148 230V225L151 223V222H154L156 220V217L158 216H155L157 215L158 213H155V215L153 217H149L150 220H147L146 218H148L146 216V218L141 215L142 213H134L132 210V208H130L129 206L126 208V209H122V207L124 206H127L125 203L123 204L121 202V204H119L120 206V209L117 210V215H113L112 216V221L114 222L113 223V228H112V231H115V234L119 233V235L122 236V238L124 237H129V242L130 245H129V248L125 247L123 248V246L121 247V250L119 249H115V247H113L112 245H110V243L107 245L105 244L104 240L106 239H103L102 237H100V232H99V227L102 226V220L100 216H102L103 214L101 215H98L96 210H93V209H90L88 208L91 204L90 200L91 201H94L95 205H91L90 207L91 208H94L96 206V202H98L99 200H102L103 199V196H104V193H105V190H104V193H103V190L98 186L99 184L96 183V179L97 177L95 176V174L92 172V168L91 166H89L86 161L84 160L83 162ZM80 163V164H81ZM155 163V162H154ZM197 163V162H196ZM236 163V162H235ZM248 163V162H247ZM52 164V163H51ZM159 164H160V161H159ZM148 165V164H147ZM215 165V163H214ZM46 166H49V165H46ZM155 166V165H154ZM160 166V165H159ZM2 167V166H1ZM100 167V166H99ZM71 168V170H72ZM101 168V167H100ZM16 169V168H15ZM3 170V169H2ZM6 171V168L4 169ZM51 170V169H50ZM185 170V169H184ZM219 170V169H218ZM15 171V170H14ZM60 171V170H59ZM17 172V171H16ZM20 172V171H19ZM52 172V171H51ZM69 172V171H68ZM81 172V171H80ZM15 173V172H14ZM59 173V172H58ZM62 173V172H60ZM184 173V172H183ZM64 174V172H63ZM66 174V173H65ZM64 174V175H65ZM69 174V175H70ZM109 175H112L111 173H108ZM5 175V174H4ZM7 175V174H6ZM18 175V174H17ZM68 175V174H67ZM73 175V174H72ZM106 175V174H104ZM117 175V174H116ZM9 176V175H7ZM13 176V175H12ZM221 176V175H220ZM100 177V176H99ZM113 177V176H112ZM8 178V177H6ZM12 177H10V180H11ZM16 178V177H15ZM19 178V177H18ZM24 178V177H23ZM29 178V177H28ZM46 178V177H45ZM9 179V178H8ZM151 179H152V176H151ZM203 179V178H202ZM208 179V178H207ZM1 182H0V190H2L3 188V185L5 184V181L7 180H4V179H0ZM39 180V179H38ZM120 180V179H119ZM145 180V179H144ZM209 180V179H208ZM14 181V180H13ZM16 181H18L16 179ZM105 181V180H104ZM198 181V180H197ZM203 182V181H202ZM201 182V183H202ZM212 182V181H211ZM49 183V182H48ZM100 183H103V182H100ZM145 183V181H144ZM193 181H190V180H183L180 185H178L177 189L180 191V192H183L186 188H188L187 192L184 194L186 196L190 195L191 198L194 200L195 199V195L193 194V187L190 186V184H192ZM197 183V182H195ZM14 184V183H13ZM42 184V183H41ZM39 184V185H41ZM47 185V183H44ZM83 184L85 185V193L81 192L80 191V188H78V186H83ZM124 186H125V190H127L126 194L128 195L130 192L133 193V194H136L137 196H141L143 194L144 195V190H146L148 188V186L144 185L143 187H140L139 189H137L136 191H134V188L133 189V184L130 186V188L128 187V182H123ZM149 184V183H148ZM194 184V183H193ZM45 185V186H46ZM109 185L111 186V184L109 183ZM160 185V184H159ZM204 186L203 187H197L199 193L201 194H204L206 193V184H203ZM34 186V185H33ZM43 186V185H42ZM106 186H107V183H106ZM197 186V185H196ZM216 186V185H215ZM40 187V186H39ZM105 187V185H104ZM109 187V186H107ZM173 187V186H172ZM15 188V187H14ZM41 188V187H40ZM145 188V189H144ZM157 188V187H156ZM169 188V186H168ZM210 188V187H208ZM16 189V188H15ZM34 189V188H32ZM44 189V188H42ZM176 189V190H177ZM22 190V189H21ZM110 192H108L109 194L112 193V197H113V200L116 199L115 197H117V191L113 190V189H110ZM153 190V189H152ZM210 190V189H209ZM262 190V189H261ZM66 191V190H65ZM108 191V189H107ZM204 191V193H203ZM192 192V194H191ZM197 192V191H195ZM12 193V192H11ZM33 193V192H32ZM31 193V194H32ZM36 193V192H35ZM64 193V192H63ZM121 192H119V195H120ZM130 193V194H131ZM171 193V192H170ZM30 194V193H29ZM30 194V196H31ZM53 194V193H52ZM109 194H106V195H109ZM132 194V195H133ZM157 194V193H156ZM196 194V193H195ZM82 195V196H81ZM155 195V194H154ZM176 194H169L170 197H167L168 198V201L167 203H171L173 206L176 205V207L178 206V208H181L182 204L177 200V197L175 196ZM58 196V195H57ZM67 196V195H66ZM121 196V195H120ZM130 196V195H128ZM9 197V196H8ZM51 197V196H50ZM54 198V194L52 196ZM62 198L61 199H58L57 201L59 206L60 205H63V206H66L64 205L63 203H61L60 201H63V200H67L65 197L61 196ZM76 197V196H75ZM85 197L86 199H83L82 198ZM108 199L110 198V196H107ZM106 197V198H107ZM134 197V196H133ZM151 197V196H150ZM161 197V196H160ZM4 195H0V206L1 205H4L2 201H5L7 200V198H5ZM70 198V197H69ZM73 198V196H72ZM102 198V199H101ZM124 198V197H123ZM3 199V200H2ZM156 199V198H155ZM110 200V199H109ZM225 200V199H224ZM104 201V199H103ZM117 201V200H116ZM126 201V200H125ZM140 201V200H138ZM166 201V200H165ZM237 201V200H236ZM89 202V206L87 205V203ZM107 202V201H105ZM115 202V201H114ZM113 202V203H114ZM118 202V201H117ZM115 202V203H117ZM127 202V201H126ZM144 202V201H143ZM148 202V201H147ZM156 202V201H155ZM223 202V200H222ZM6 203V202H5ZM37 203V202H36ZM138 203V202H137ZM146 203V201H145ZM175 203V204H174ZM25 204V203H24ZM67 204V203H66ZM99 204V203H97ZM108 203H106L107 205ZM148 204V203H146ZM215 204V203H213ZM16 205V204H14ZM13 205V206H14ZM81 205V206H80ZM105 205V204H104ZM103 205V206H104ZM110 206V204H108ZM165 205V204H164ZM163 205V206H164ZM168 205V204H167ZM12 206V205H11ZM12 206V207H13ZM58 206V208H60ZM68 206V205H67ZM102 206V205H101ZM100 206V207H101ZM102 206V207H103ZM116 206H118L116 204ZM149 206V204H148ZM172 206V208H173ZM195 206V205H194ZM216 206V205H215ZM6 207V206H5ZM11 207V208H12ZM17 207V206H16ZM15 207V208H16ZM44 207V206H43ZM171 208V206H169ZM175 207V208H176ZM203 208H206L207 209V206H202ZM218 207V206H217ZM223 207V206H222ZM9 208V207H8ZM67 208V207H66ZM114 208V207H113ZM162 208V207H161ZM160 208V209H161ZM191 208V206H190ZM189 208V210H190ZM198 208V207H197ZM220 208V207H219ZM246 208V207H245ZM10 209V208H9ZM18 209V208H17ZM17 209H14V210H10V214L8 213V216L7 214L5 215V212L2 214V218L4 217H8L7 219H5V223H8L9 221H11L12 218H15V215L16 214H19V210ZM43 209L44 211L46 210L47 212H49L48 214L44 213L43 212ZM69 209V208H68ZM151 209V208H150ZM192 209V208H191ZM253 209V208H252ZM7 210V209H6ZM136 210V209H135ZM181 210V209H179ZM194 210V209H193ZM202 210V208H201ZM205 210V209H204ZM209 211V209H207ZM213 210V209H212ZM9 211V210H8ZM28 211V210H27ZM71 211V209H70ZM102 211V210H101ZM192 211V210H191ZM203 211V210H202ZM230 211V210H229ZM204 212H201L204 216ZM260 212V211H259ZM27 213V212H26ZM104 213V212H102ZM115 213V212H114ZM209 213V212H208ZM167 214V213H166ZM192 214V212H191ZM198 214V213H197ZM212 214V212H211ZM4 215V216H3ZM23 215V214H22ZM159 215V214H158ZM208 215V214H207ZM231 215V214H230ZM233 215V214H232ZM231 215V216H232ZM20 216V215H19ZM75 216H78V217H75ZM116 216V217H115ZM211 216V215H208V217ZM0 217V218H1ZM26 217V216H25ZM115 217V218H114ZM24 218V217H23ZM103 218V217H102ZM114 218V219H113ZM167 218V216H166ZM176 218V217H175ZM207 218V216H206ZM26 219V218H25ZM204 219V218H203ZM236 219V218H235ZM14 220V219H13ZM12 220V221H13ZM28 221V220H27ZM158 221V220H157ZM162 221V220H161ZM167 221V220H166ZM2 223V221H0ZM17 222V221H16ZM126 224H125V223ZM165 222V221H164ZM168 222V221H167ZM210 222H218V218L216 216H211L210 218ZM33 223V222H32ZM136 223L138 224H141V228H135L136 226H140V225H137ZM103 224L104 225H107V222L106 220L103 221ZM128 224H130V227L133 228V229H129L128 228ZM166 224V223H165ZM2 225V224H0ZM7 225V224H6ZM9 225V224H8ZM7 225V226H8ZM21 225V224H20ZM153 225V224H152ZM157 225V224H156ZM24 226V225H23ZM160 226V225H159ZM167 226V225H166ZM202 226H203V223H202ZM20 227V226H19ZM61 227H65V229L61 228ZM168 227V226H167ZM165 227V228H167ZM205 227V226H204ZM203 227V229H204ZM4 228V227H2ZM12 228V227H11ZM14 228V226H13ZM16 228V226H15ZM150 228V227H149ZM164 228V229H165ZM6 229V227L4 228V230ZM17 229V228H16ZM21 229V228H19ZM17 229V230H19ZM25 229V228H24ZM27 229V228H26ZM162 229V228H161ZM168 229V228H167ZM166 229V230H167ZM172 229V228H171ZM225 229V228H224ZM259 229V228H258ZM7 230V229H6ZM155 230V229H154ZM169 230V229H168ZM118 231V232H116ZM135 231V232H132ZM158 232V231H157ZM163 232V231H162ZM166 232V231H165ZM170 232V230H169ZM224 232V230H223ZM28 232L27 231H22L20 230L19 232V235L20 238L16 239V240H13L17 243H20V241L25 238V239H30V238H26L24 235H26ZM41 233V232H40ZM261 234L264 233V231H260ZM18 234V233H17ZM170 234V233H169ZM253 234V232H252ZM252 234H248L247 237L250 239H254L252 238ZM166 235V234H165ZM174 235V234H173ZM42 236V235H41ZM118 236V235H117ZM167 236V235H166ZM5 235H1L0 236V264H56L54 263L53 261L55 260H48V261H42V259L45 260V256H43V254L38 253L37 250H35V248H29V246L27 245V248L25 247V245H13L12 243H4L3 241L5 240ZM36 237V236H35ZM38 237V236H37ZM45 237V238H46ZM169 238H172L170 237V235L168 236ZM10 238V237H8ZM43 238V237H42ZM146 239L147 241H144L143 239ZM167 238V237H166ZM168 238V239H169ZM21 239V240H20ZM37 239V238H36ZM141 239V240H140ZM8 240V239H6ZM24 240V239H23ZM46 240V239H44ZM246 240V239H245ZM264 238H261L260 240H254V241H251L249 243V246H245L246 248H241V249H237V251H233L232 253H237V255L235 256L236 259L237 258H241L240 260H237L235 263L234 262H229L227 264H264V252H260V255H256L255 251H254V247L257 249L260 247V249H262L261 247H263L264 249V242H263ZM12 241V242H13ZM36 241V240H35ZM50 241V240H49ZM169 241V240H168ZM22 242V241H21ZM40 242V241H39ZM133 242V244H132ZM26 243V242H25ZM41 243V242H40ZM39 243V245H40ZM114 243V241H113ZM161 243V244H160ZM230 243H236L235 240H232ZM24 244V243H23ZM36 244V243H35ZM142 244H143V247H142ZM239 245V243H237ZM33 245V244H32ZM38 245V246H39ZM108 246L109 249L105 248V246ZM242 245V244H241ZM262 245V246H261ZM136 246H138V248H136ZM185 246V245H184ZM217 246V245H215ZM234 246V245H233ZM237 246V245H236ZM259 246V247H258ZM42 247V246H41ZM189 246H187V249H188ZM119 248V247H118ZM123 248V250H122ZM142 248V249H141ZM192 248V247H191ZM249 248V249H248ZM253 248L252 252H250L249 250ZM149 249L154 251L155 253H153L154 255H150L149 254ZM185 249V250H187ZM255 249V250H256ZM259 249V250H260ZM39 250L40 247H39ZM101 250H103L101 252ZM142 250H145L144 252H142ZM195 250V249H193ZM192 250V251H193ZM249 251L248 252V255L247 256H244L243 258V255H245V252L246 251ZM191 251V250H190ZM239 251H242V254L239 255L238 252ZM257 251V250H256ZM262 251V250H261ZM228 252V251H227ZM115 255V257L112 255V254ZM194 253V251H193ZM262 253V254H261ZM131 257H130V255ZM219 254H222L219 256ZM230 254V253H229ZM219 256V257H218ZM227 257V258H226ZM233 257V258H235ZM215 258V259H213ZM55 259H58L57 257H55ZM63 259V258H62ZM126 259V260H124ZM141 260H143L141 258ZM235 260V259H234ZM58 262V261H57ZM61 262V264H62ZM137 264H139L137 261H136Z\"/></svg>",
    "mask_w": 264,
    "mask_h": 264
},
{
    "label": "water",
    "instance_id": "obj_3",
    "mask_svg": "<svg viewBox=\"0 0 264 264\" xmlns=\"http://www.w3.org/2000/svg\"><path fill=\"white\" fill-rule=\"evenodd\" d=\"M201 1V0H200ZM215 1H226V0H215ZM228 1H230V0H227V2ZM202 4H199V5H197L194 9H187V14L190 12V11H192V10H195L196 8H198L199 6H201ZM5 7H6V5H5ZM3 8H4V6H3ZM171 11V10H175V9H171V8H169L168 7V9H165L164 10V12H163V14L164 13H167V11ZM178 10V9H177ZM184 9L183 8H179V11L181 12V11H183ZM128 15H131L129 12H126V15H124V17H122L120 20H118L117 22H119V21H121V20H124V21H127V20H125L126 19V17H128ZM158 16V15H157ZM169 15L167 16V17H162V18H160V19H158V18H150V19H148V18H146L145 20H143V21H141V23L142 24H144L145 22H147L148 21V23L144 26V27H147L148 25H153V24H156V23H159V21H156V22H151V20H156V19H158V20H167V19H169ZM109 22H113V23H115L116 21L115 20H113V19H107ZM109 25H111V24H109ZM140 25V23H136V28L138 27ZM110 33V32H109ZM238 254L239 255H241L242 254V251H239L238 252ZM237 255V253H230V254H228L227 255V257H229V258H233V257H235Z\"/></svg>",
    "mask_w": 264,
    "mask_h": 264
}]
</instances>
